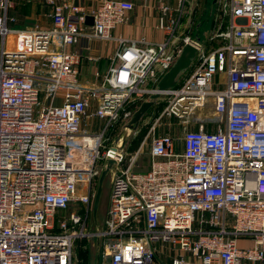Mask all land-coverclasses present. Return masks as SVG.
I'll return each mask as SVG.
<instances>
[{
  "label": "built area",
  "instance_id": "1",
  "mask_svg": "<svg viewBox=\"0 0 264 264\" xmlns=\"http://www.w3.org/2000/svg\"><path fill=\"white\" fill-rule=\"evenodd\" d=\"M45 1L52 26L17 30L15 49L4 40L0 46V264H91L75 250L86 240L90 253L95 239V264H158L156 242L175 252L170 264H260L264 0H218L227 23L209 41L219 43L202 46L194 72L161 95L170 96L162 115L180 116L213 98L221 120L214 129L187 130L180 143L169 133L156 135L154 123L136 150L124 149L111 171L101 225L90 217L95 185L112 155L110 130L132 118L191 36L169 50L181 17L167 3L158 26L169 38L151 44L113 36L134 9L131 1L103 0L97 8ZM185 1L179 0L182 12ZM9 5L0 0L3 39L11 32ZM95 39L120 45L92 86L80 78ZM93 119L102 122L100 131L88 129ZM148 139L149 168L139 170ZM241 237L254 245L240 248Z\"/></svg>",
  "mask_w": 264,
  "mask_h": 264
},
{
  "label": "crops",
  "instance_id": "2",
  "mask_svg": "<svg viewBox=\"0 0 264 264\" xmlns=\"http://www.w3.org/2000/svg\"><path fill=\"white\" fill-rule=\"evenodd\" d=\"M78 1L79 3L87 4L89 8H97L103 2V0H78ZM128 1L134 3L135 7L133 10L128 11L127 13L128 20L121 24H118L114 28L113 30L114 38L121 37L126 40L145 41L151 44L165 41L167 38H169L168 34L158 26L159 17L161 15V6L164 3H167L172 7L173 16L181 17L180 25L178 26L177 30L174 33L169 50H172L175 47L182 45L183 39L186 35L191 36V41L199 39L201 48L202 46L206 48H209L210 46L213 45L216 46L220 40L214 41L213 43L210 42L209 40L218 30L224 28L227 23V20L221 17L219 1H217L216 4H213V0H186L183 7V12L179 10V8H181L179 4V0H128ZM199 2L203 4V9L200 12V14L197 15V19L202 17L203 12L208 8V5H209L208 15L211 16L214 14L213 18L208 17V19L205 20V22L209 23L210 25L208 30H206L207 28L204 29V31L206 32L205 34L209 35V38L207 40L208 43L207 46H205V43H202L199 34H197L196 37H194L195 32H198L200 28L196 30V27L194 28L193 26L195 24L196 16H193L192 9L195 8L196 5L199 4ZM51 13H52V6L47 4L45 0H10V5L7 11V16H8L7 26L9 29H11V32L8 33L7 36L9 34L16 36V31L20 29L34 28V27L46 29L51 27L53 21ZM200 22L201 21L198 20V22L196 23L197 27L201 25ZM7 36L5 37V39H3V37L0 35V46L2 45L4 40L5 47L7 49H15L14 48L15 44L13 46L8 45ZM16 43H17V39H16ZM119 45L120 43L115 39L109 41H101L98 39L93 40L91 42V48L86 52V58H84L83 63L81 65V78H80L81 82L87 85H92V86L95 85L98 82V79H96L95 77V73L97 71H100L101 73L107 72L108 67L111 65L112 57L115 55L116 51L118 50ZM194 70L191 73H193ZM183 81H179L178 85L175 88L179 87ZM215 85L217 86V88L215 87ZM215 85L214 87L216 89L222 87V86L218 87L217 84ZM147 97H145L144 99H146ZM169 98H170L169 95H161L159 99H169ZM97 122H98L97 126L99 125L102 126V122L100 123L99 120H97ZM92 217H93L92 218L93 221L94 219L97 220V218H95L94 216ZM253 245H254V240L250 237L247 238L241 237L238 240V246L240 248L252 247ZM260 264H264V260Z\"/></svg>",
  "mask_w": 264,
  "mask_h": 264
},
{
  "label": "rangeland",
  "instance_id": "3",
  "mask_svg": "<svg viewBox=\"0 0 264 264\" xmlns=\"http://www.w3.org/2000/svg\"><path fill=\"white\" fill-rule=\"evenodd\" d=\"M202 9H203V4H201L200 2L199 4L196 5L195 8L192 9L193 16H196L195 24L193 26L194 28L196 27V30L200 28L198 32H195L194 37H196V35L199 34L202 40V43H205V46H207L208 45L207 40L209 38V35L205 34L206 32L204 31V29L207 28L206 30H208L210 25L209 23L205 22V20H207L208 17L213 18L214 14L211 16L208 15V11H209V5H208V8L204 10L202 14V17L197 19V15L200 14ZM198 20L201 21L200 22L201 25L199 27H197V24H196ZM7 40H8L9 46H13L15 44V47H16V36L9 34L7 36ZM197 64H198V60L195 59L193 63L191 64L187 73L181 78L180 81H183L188 75H190V73L196 68ZM216 82H217V79H215V83ZM150 85L156 86L157 84L150 83ZM215 87L217 88L216 85ZM60 95H62V93L59 94L56 104L61 103ZM167 100L168 99H159L158 102L147 111V113L142 117L137 130L129 136L126 146H125V150H127L128 152H132L131 145L134 139L137 137V135L143 132V130H145V135L143 137L144 139L145 136L148 134V132L151 130L154 123H156V130H155L156 135L163 134V133H169L175 136L177 138V141L180 143L182 136L187 130H198L202 126L204 128L214 129L216 127L215 123L216 122L218 123L221 120V118L216 114L214 110V99H207V101L203 105L196 106L190 109L188 112L181 114L180 116L162 115L165 105L162 109H159V108L161 105L166 104ZM92 122L95 127L94 126H92V128L91 126L90 128L88 127L90 131H93V130L100 131L102 129V126L100 125L97 126L98 125L97 120L93 119ZM126 123L122 125L120 124L119 126L110 130V135L113 138V141L122 132V128ZM150 147H151V139H148L146 143L143 145L142 150H141L142 154L138 162V168H140L139 170H144V169L149 168ZM112 180H113V172H110L104 180L103 190H102L101 197H100V203H99L98 212H97V220H98L99 225L103 223L104 217L106 215V211L110 203V191H111V186H112ZM97 187H98V181L95 185V194L97 191ZM83 193H84V189L82 187V184H79L78 194H83ZM92 216L93 215H91L90 220L93 218ZM154 246L156 247V250H157L158 264H169L170 261L172 260V255L174 256L175 252L173 250L168 251V249H166V247H168L166 243L162 244L161 242L160 243L156 242ZM90 249L91 251L89 255H90L91 262L90 261L89 262L91 264H95L97 262V258H96L97 241L96 239L91 241ZM75 256L76 258L79 257L77 250H75Z\"/></svg>",
  "mask_w": 264,
  "mask_h": 264
},
{
  "label": "water",
  "instance_id": "4",
  "mask_svg": "<svg viewBox=\"0 0 264 264\" xmlns=\"http://www.w3.org/2000/svg\"><path fill=\"white\" fill-rule=\"evenodd\" d=\"M217 1L218 0H213V4H216ZM86 24L89 26L93 25L94 17L88 15L86 17ZM200 50L201 44L199 43V39L192 40L191 42L183 46L180 56L171 67V69L162 76L155 88V91L140 104L138 109L133 114L132 118L123 126L122 132L114 140L112 145V155H110L105 160L104 168L98 180V187L93 203V216L95 218H97L104 180L106 176L117 165L118 158L123 154L129 136L137 130L142 117L152 106H154L158 102L162 92L173 90L178 85L181 78L189 70L193 61L197 59Z\"/></svg>",
  "mask_w": 264,
  "mask_h": 264
},
{
  "label": "trees",
  "instance_id": "5",
  "mask_svg": "<svg viewBox=\"0 0 264 264\" xmlns=\"http://www.w3.org/2000/svg\"><path fill=\"white\" fill-rule=\"evenodd\" d=\"M164 105L165 104L161 105L159 109H162ZM144 135H145V130H143V132L137 135V137L134 139L131 145V151H134L139 147L141 141L143 140ZM76 248H77L76 250L78 251L79 257L81 256L80 257L81 261L83 263L88 262L90 260L88 242L86 240L79 241Z\"/></svg>",
  "mask_w": 264,
  "mask_h": 264
}]
</instances>
